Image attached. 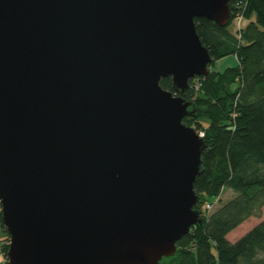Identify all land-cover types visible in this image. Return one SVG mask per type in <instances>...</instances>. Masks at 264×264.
<instances>
[{"label":"water","instance_id":"95a60500","mask_svg":"<svg viewBox=\"0 0 264 264\" xmlns=\"http://www.w3.org/2000/svg\"><path fill=\"white\" fill-rule=\"evenodd\" d=\"M230 16L228 0H0L8 264H159L203 223L206 144L181 94L210 70L194 19Z\"/></svg>","mask_w":264,"mask_h":264},{"label":"trees","instance_id":"16d2710c","mask_svg":"<svg viewBox=\"0 0 264 264\" xmlns=\"http://www.w3.org/2000/svg\"><path fill=\"white\" fill-rule=\"evenodd\" d=\"M230 24L219 27L204 17L194 19L197 35L211 56L209 73L191 80L181 96L193 102L197 114L182 122L203 133V170L194 181L203 223L178 239L176 252L159 264H264V218L235 241L226 238L264 208V0H228ZM238 13L248 21L238 34L229 31ZM235 55L237 62L223 70L215 62ZM165 90L176 92L172 79L162 78ZM209 121L203 124L200 117ZM230 188L234 196L207 210L205 196H220ZM204 203V204H203ZM212 206V204H211ZM1 210V206H0ZM5 237L8 232L1 223Z\"/></svg>","mask_w":264,"mask_h":264},{"label":"rangeland","instance_id":"374dc122","mask_svg":"<svg viewBox=\"0 0 264 264\" xmlns=\"http://www.w3.org/2000/svg\"><path fill=\"white\" fill-rule=\"evenodd\" d=\"M247 21H249V20L248 19L246 20L243 16L241 19H239V18L234 19L233 22H231L232 24L229 27V31L231 33H234V34H238V32H240L242 30L243 26H245L247 24ZM236 62H237V58L235 55H228V56L223 57L221 60L216 61L214 68L219 69V70H223V68H225L227 66H233V64H235ZM199 121H201L203 124H208V122H209L205 116L200 117ZM198 133H200V132H198ZM219 195L220 196L218 198L216 196H213V195H211V196L207 195L203 198L204 203L210 202L212 204V208L210 209V211L218 208V205L220 203H224V202L228 201L235 194L230 188H228V189L225 188L222 190V192ZM262 218H264V208L262 209L260 217L251 216L250 218L244 220L243 222L240 223V225H238L237 228L233 229L228 234L227 238L230 241L239 239L242 234H244L245 232L250 230L251 227H253V225H255L259 221H261Z\"/></svg>","mask_w":264,"mask_h":264},{"label":"crops","instance_id":"0c3cea01","mask_svg":"<svg viewBox=\"0 0 264 264\" xmlns=\"http://www.w3.org/2000/svg\"><path fill=\"white\" fill-rule=\"evenodd\" d=\"M234 20V19H233ZM233 20H232V22H233ZM247 23H248V21H247ZM232 24V23H231ZM245 26H243V28H244ZM234 34V33H233ZM217 70V69H216ZM219 70V69H218ZM227 236H228V234H227ZM227 236H226V238H227ZM229 240V239H228ZM230 241V240H229ZM232 242L233 241H235V240H231ZM230 241V242H231ZM5 243V237H4V235H3V232H2V229H1V227H0V264H6V259H4V253H3V250H2V245Z\"/></svg>","mask_w":264,"mask_h":264},{"label":"built area","instance_id":"2783aa9c","mask_svg":"<svg viewBox=\"0 0 264 264\" xmlns=\"http://www.w3.org/2000/svg\"><path fill=\"white\" fill-rule=\"evenodd\" d=\"M242 16H243V15H242L241 13H238L237 16L235 17V19H236V18L241 19ZM199 134H200L201 136H203V133H199ZM206 206H207V210L210 209V208L212 207L211 204H209V203H207Z\"/></svg>","mask_w":264,"mask_h":264}]
</instances>
